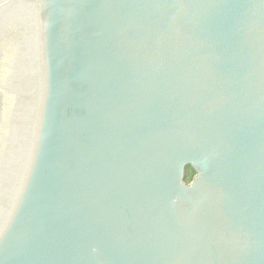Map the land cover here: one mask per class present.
Instances as JSON below:
<instances>
[{
    "label": "water",
    "instance_id": "obj_1",
    "mask_svg": "<svg viewBox=\"0 0 264 264\" xmlns=\"http://www.w3.org/2000/svg\"><path fill=\"white\" fill-rule=\"evenodd\" d=\"M0 264H264V0H0Z\"/></svg>",
    "mask_w": 264,
    "mask_h": 264
},
{
    "label": "trees",
    "instance_id": "obj_2",
    "mask_svg": "<svg viewBox=\"0 0 264 264\" xmlns=\"http://www.w3.org/2000/svg\"><path fill=\"white\" fill-rule=\"evenodd\" d=\"M191 174H194L193 171H191V170L188 171V173H187V181H189V175H191Z\"/></svg>",
    "mask_w": 264,
    "mask_h": 264
},
{
    "label": "rangeland",
    "instance_id": "obj_3",
    "mask_svg": "<svg viewBox=\"0 0 264 264\" xmlns=\"http://www.w3.org/2000/svg\"><path fill=\"white\" fill-rule=\"evenodd\" d=\"M193 177H194V174L189 175V181L188 182H191Z\"/></svg>",
    "mask_w": 264,
    "mask_h": 264
}]
</instances>
